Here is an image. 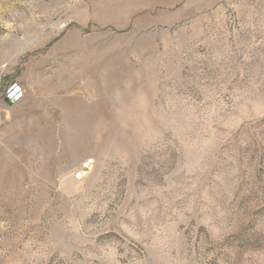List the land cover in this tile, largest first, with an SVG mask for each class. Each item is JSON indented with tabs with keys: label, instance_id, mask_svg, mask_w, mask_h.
<instances>
[{
	"label": "rangeland",
	"instance_id": "obj_1",
	"mask_svg": "<svg viewBox=\"0 0 264 264\" xmlns=\"http://www.w3.org/2000/svg\"><path fill=\"white\" fill-rule=\"evenodd\" d=\"M15 84L0 264H264V0H0Z\"/></svg>",
	"mask_w": 264,
	"mask_h": 264
},
{
	"label": "built area",
	"instance_id": "obj_2",
	"mask_svg": "<svg viewBox=\"0 0 264 264\" xmlns=\"http://www.w3.org/2000/svg\"><path fill=\"white\" fill-rule=\"evenodd\" d=\"M21 95V88L19 86L12 85L6 90H2L0 87V130L5 122L6 117V106L9 103L15 102ZM94 159L87 158L81 165L76 168L73 172V175L77 179H82L93 167Z\"/></svg>",
	"mask_w": 264,
	"mask_h": 264
}]
</instances>
